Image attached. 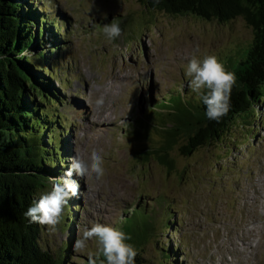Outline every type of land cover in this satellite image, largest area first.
<instances>
[{"label": "rangeland", "instance_id": "obj_1", "mask_svg": "<svg viewBox=\"0 0 264 264\" xmlns=\"http://www.w3.org/2000/svg\"><path fill=\"white\" fill-rule=\"evenodd\" d=\"M30 1L37 11L70 24L68 34L61 31V49L45 62L60 69L52 84L63 102L58 111L68 121V164L77 150L87 158L96 149L105 168L99 182L74 177L80 184L75 222L65 230L61 223L54 235L46 233L49 249L58 252L68 243L66 264H87L95 239L87 251H74L86 228L95 223L117 228L145 210L157 226L140 245L143 264H264V103L252 127L240 126L223 142L190 157L175 149L171 171L139 157L163 140L159 127L165 125L150 116L152 109L160 113L172 90L187 97L185 68L194 50L199 47L201 59L214 55L223 64L252 40L247 24L241 18L219 23L148 12L136 0H53L51 8L44 6L46 0ZM113 19L123 35L109 45L102 27ZM30 56L36 61L35 54ZM100 98L103 105L97 108ZM96 108L109 114V123L92 116ZM85 118L101 123L96 122L102 127L97 143L86 134ZM169 217L174 224L166 231ZM160 247H173L174 257L166 259Z\"/></svg>", "mask_w": 264, "mask_h": 264}, {"label": "trees", "instance_id": "obj_2", "mask_svg": "<svg viewBox=\"0 0 264 264\" xmlns=\"http://www.w3.org/2000/svg\"><path fill=\"white\" fill-rule=\"evenodd\" d=\"M136 1L148 12L171 16L193 15L219 23L241 18L252 30L248 45L223 63L237 82L231 110L219 123L206 118L205 106L189 87L187 97L172 90V96L164 97L160 113L152 109L150 116L155 114L167 127H159L163 133L160 145L142 151L139 157L171 171L174 159L170 155L175 149L180 156L190 157L201 148L223 142L240 126L254 125L264 103V0ZM45 14L30 0H0V264H66L71 252L68 243L58 252L51 251L46 231L24 215L70 166L65 138L68 121L58 111L63 102L52 84L58 69L45 63L61 49V31L68 34L70 24L68 19ZM68 205L61 222L63 230L75 222V198ZM151 215L138 210L117 227L131 236L126 242L138 252L136 264H143L140 245L157 226L156 219H147ZM171 217L163 225L166 231L174 224ZM160 251L168 260L174 257L173 247H160Z\"/></svg>", "mask_w": 264, "mask_h": 264}, {"label": "clouds", "instance_id": "obj_3", "mask_svg": "<svg viewBox=\"0 0 264 264\" xmlns=\"http://www.w3.org/2000/svg\"><path fill=\"white\" fill-rule=\"evenodd\" d=\"M45 6L51 8L53 0H46ZM102 34L107 44L115 45L123 35V29L113 19L103 25ZM199 51V47L194 50L185 68V76L189 79L188 87L205 106L206 118L219 123L231 110V94L237 78L233 72L225 69L216 56L205 55L201 59ZM95 103L96 107L100 108L103 99H97ZM130 107L131 105L129 109ZM104 176V158L100 151L93 149L88 157L84 158L77 150L63 177L53 183L50 191L40 195L39 200L24 213L25 217L30 223L42 227L47 234H56L69 200L80 195V184L74 177L99 182ZM93 239L96 241V251H87L88 242ZM129 240L131 236L118 228L95 223L86 228L82 236H78L74 251H87L88 264H136L138 252L132 244L126 242Z\"/></svg>", "mask_w": 264, "mask_h": 264}, {"label": "bare ground", "instance_id": "obj_4", "mask_svg": "<svg viewBox=\"0 0 264 264\" xmlns=\"http://www.w3.org/2000/svg\"><path fill=\"white\" fill-rule=\"evenodd\" d=\"M114 90V89H113ZM110 92V91H109ZM112 92V91H111ZM103 96V95H102ZM106 96H109V94H107ZM105 108V107H104ZM107 108V107H106ZM88 111V110H87ZM91 111H93L91 114H92V116H93V113H94V115L96 116V118L98 119V120H101V123L102 124H104V125H106L107 123H109V120L108 119H110V117H109V114L108 115H106L107 113H106V111H100V109H97L96 108V110L95 109H91ZM108 111H109V109H108ZM88 116V115H87ZM90 117V116H89ZM85 119H87V121H89L88 122V130H87V132H86V134L87 135H90L88 138L90 139V141H94V142H96L95 141V137H97L96 135L100 132V130H101V128L102 127H97L96 125H98V124H96V122H98L99 123V121H97V120H93V121H95V122H93L94 124L92 125V123H91V121L89 120V118H85ZM84 122L85 123H87L85 120H84ZM101 123H99V124H101ZM99 126V125H98ZM92 131V134L90 133ZM94 136V137H93ZM101 140V139H100ZM99 140V141H100ZM98 141V140H97ZM97 143V142H96Z\"/></svg>", "mask_w": 264, "mask_h": 264}]
</instances>
